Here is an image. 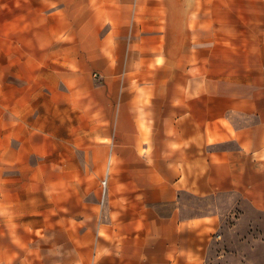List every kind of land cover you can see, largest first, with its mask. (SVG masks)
<instances>
[{
	"label": "crops",
	"instance_id": "obj_1",
	"mask_svg": "<svg viewBox=\"0 0 264 264\" xmlns=\"http://www.w3.org/2000/svg\"><path fill=\"white\" fill-rule=\"evenodd\" d=\"M140 1L131 27V0H0V160L18 159L29 170L37 150L20 124L50 104L53 73L88 72L85 59H68L66 50H109L105 63L123 65L124 77L140 74L145 83L134 88L125 81L119 105H109L113 135L93 153L107 158L109 207H138L141 224L114 234L107 248L113 255L97 263L202 264L196 256L221 215L217 206L188 214L186 195L225 198L239 217L264 215V0H156L154 15L145 11L148 0ZM121 15L127 21L116 23ZM228 22L236 27H212ZM222 32L230 39H218ZM53 62L77 70H53ZM93 122L99 127V118ZM33 127L47 134L43 121ZM10 188L0 183L1 193ZM2 234L0 256L15 255L19 231Z\"/></svg>",
	"mask_w": 264,
	"mask_h": 264
},
{
	"label": "rangeland",
	"instance_id": "obj_2",
	"mask_svg": "<svg viewBox=\"0 0 264 264\" xmlns=\"http://www.w3.org/2000/svg\"><path fill=\"white\" fill-rule=\"evenodd\" d=\"M148 2L149 7L145 11L154 15L156 0ZM131 6L129 26L134 27L141 1L131 0ZM124 18L127 21L128 17L117 16L116 23ZM150 19L148 17L147 21L150 22ZM212 27L236 26L228 22ZM217 36L218 39H230L226 32ZM247 37L244 33L245 43ZM224 50L226 54H236L227 52V48ZM66 51L69 52L68 59L80 54L85 59L82 66L88 72L75 78L70 74L55 77L53 73L50 104L42 111L29 112L28 122L20 124L24 130L28 127L33 133L30 141L37 150L27 163L29 170H24L23 163L18 159L9 162L0 160V173L2 168H10L1 174L0 183L12 186V189L0 192V218L12 215L19 218L15 224L0 223V245L7 244L3 229L19 231L18 238H15L17 253L0 256V262L5 259L9 264H98L104 259L103 255L111 254L107 248L114 234L122 231L125 232L121 234H130L132 226L140 229L138 207H109L107 187L103 184L108 177L107 158L105 156L101 160L93 152L98 143L107 141L113 135V129L108 127V120H111L109 105H119L125 81L128 87L139 88L143 77L140 74L124 77L123 65L105 63L102 55H110L107 49L69 48ZM243 51L247 54L250 50L238 49V52ZM119 52L124 54L126 49ZM60 68L68 73L77 70L73 63L53 62V70ZM93 108L95 111H92ZM98 118L99 127L97 122H93ZM36 120L44 122L47 134H40L39 129L33 127ZM60 139L66 141L67 159L60 158L64 145ZM39 143L42 148H39ZM61 167L66 171L61 172ZM7 195L10 197L5 198ZM186 196L191 206L185 209L188 214H206L209 210H216L217 206L221 215L217 231L207 240L206 246L199 249L203 255H197V260L202 264H264L263 214L239 217L236 211H231L227 205L229 200L225 198L215 200L212 197L199 199ZM125 224L128 228L123 230ZM98 241L100 247L97 249ZM102 264H115V261L106 260Z\"/></svg>",
	"mask_w": 264,
	"mask_h": 264
},
{
	"label": "built area",
	"instance_id": "obj_3",
	"mask_svg": "<svg viewBox=\"0 0 264 264\" xmlns=\"http://www.w3.org/2000/svg\"><path fill=\"white\" fill-rule=\"evenodd\" d=\"M107 178L105 179V181H103V184L105 185V187H107Z\"/></svg>",
	"mask_w": 264,
	"mask_h": 264
},
{
	"label": "bare ground",
	"instance_id": "obj_4",
	"mask_svg": "<svg viewBox=\"0 0 264 264\" xmlns=\"http://www.w3.org/2000/svg\"><path fill=\"white\" fill-rule=\"evenodd\" d=\"M109 177H110V174H108V177H107V182H108V179H109ZM108 184V183H107Z\"/></svg>",
	"mask_w": 264,
	"mask_h": 264
}]
</instances>
